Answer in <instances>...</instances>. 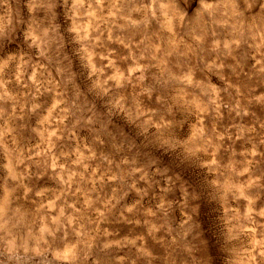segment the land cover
Listing matches in <instances>:
<instances>
[{"label":"rangeland","instance_id":"obj_1","mask_svg":"<svg viewBox=\"0 0 264 264\" xmlns=\"http://www.w3.org/2000/svg\"><path fill=\"white\" fill-rule=\"evenodd\" d=\"M0 264H264V0H0Z\"/></svg>","mask_w":264,"mask_h":264}]
</instances>
